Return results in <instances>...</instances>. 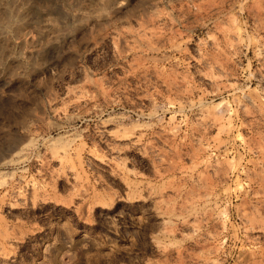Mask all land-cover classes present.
Returning a JSON list of instances; mask_svg holds the SVG:
<instances>
[{
    "label": "rangeland",
    "instance_id": "rangeland-1",
    "mask_svg": "<svg viewBox=\"0 0 264 264\" xmlns=\"http://www.w3.org/2000/svg\"><path fill=\"white\" fill-rule=\"evenodd\" d=\"M0 264H264V0H0Z\"/></svg>",
    "mask_w": 264,
    "mask_h": 264
}]
</instances>
